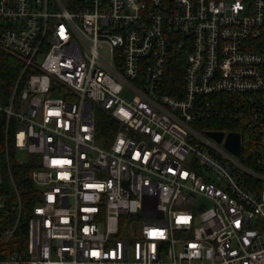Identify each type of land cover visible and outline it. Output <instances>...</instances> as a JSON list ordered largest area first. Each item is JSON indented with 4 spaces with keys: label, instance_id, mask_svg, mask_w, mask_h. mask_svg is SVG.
<instances>
[{
    "label": "built area",
    "instance_id": "1",
    "mask_svg": "<svg viewBox=\"0 0 264 264\" xmlns=\"http://www.w3.org/2000/svg\"><path fill=\"white\" fill-rule=\"evenodd\" d=\"M0 52L21 64L0 117L41 192L0 264H264V0H0Z\"/></svg>",
    "mask_w": 264,
    "mask_h": 264
},
{
    "label": "trees",
    "instance_id": "2",
    "mask_svg": "<svg viewBox=\"0 0 264 264\" xmlns=\"http://www.w3.org/2000/svg\"><path fill=\"white\" fill-rule=\"evenodd\" d=\"M63 1L70 10L74 8L75 0ZM182 58L181 52L175 54L167 67L164 89L169 95H174L181 84ZM20 72V62L0 52V96L8 94ZM96 120L98 132L111 137L115 128L111 120L101 112H96ZM206 124L222 129L227 127L226 122L217 120ZM13 131V122L7 123L4 117H0V259L26 251L28 223L41 197L40 190L31 180L32 172L40 167L39 157L29 155L25 161L18 160L12 143ZM12 228L13 234L6 239L4 233Z\"/></svg>",
    "mask_w": 264,
    "mask_h": 264
},
{
    "label": "water",
    "instance_id": "3",
    "mask_svg": "<svg viewBox=\"0 0 264 264\" xmlns=\"http://www.w3.org/2000/svg\"><path fill=\"white\" fill-rule=\"evenodd\" d=\"M209 136L213 137L217 140V142H220L222 139V133H214L209 132L207 133ZM225 147L234 155H239V137L237 134H229L227 136Z\"/></svg>",
    "mask_w": 264,
    "mask_h": 264
},
{
    "label": "rangeland",
    "instance_id": "4",
    "mask_svg": "<svg viewBox=\"0 0 264 264\" xmlns=\"http://www.w3.org/2000/svg\"><path fill=\"white\" fill-rule=\"evenodd\" d=\"M41 59L42 58H40V60ZM98 142H100L99 139H98ZM16 157L20 161H25L29 158V155L24 151H16ZM198 203H203V202L201 200H198Z\"/></svg>",
    "mask_w": 264,
    "mask_h": 264
}]
</instances>
